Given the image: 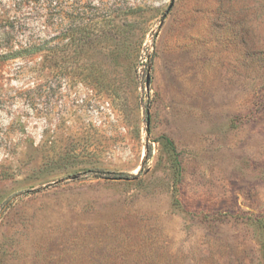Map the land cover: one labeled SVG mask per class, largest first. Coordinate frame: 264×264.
I'll return each mask as SVG.
<instances>
[{
    "label": "rangeland",
    "instance_id": "374dc122",
    "mask_svg": "<svg viewBox=\"0 0 264 264\" xmlns=\"http://www.w3.org/2000/svg\"><path fill=\"white\" fill-rule=\"evenodd\" d=\"M67 3L0 61V264H264V0Z\"/></svg>",
    "mask_w": 264,
    "mask_h": 264
},
{
    "label": "trees",
    "instance_id": "16d2710c",
    "mask_svg": "<svg viewBox=\"0 0 264 264\" xmlns=\"http://www.w3.org/2000/svg\"><path fill=\"white\" fill-rule=\"evenodd\" d=\"M9 5L0 4V61L9 60L17 57L34 56L39 52L40 39L35 30V23H40L47 28H52L58 15H62L63 20L72 18L74 14L70 13V7L67 0H9ZM81 8H84L81 2H78ZM86 11H78L79 24H86L87 28L93 19L84 23ZM26 19L34 17L35 21L30 23ZM76 17V16H75ZM32 20V19H31ZM96 25L99 21H95ZM81 28V25L77 27ZM70 30H74L71 28ZM101 30L110 35V29L101 26ZM112 35V34H111ZM110 35V36H111ZM83 42H90L93 39L90 32L79 37Z\"/></svg>",
    "mask_w": 264,
    "mask_h": 264
}]
</instances>
